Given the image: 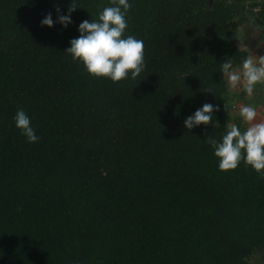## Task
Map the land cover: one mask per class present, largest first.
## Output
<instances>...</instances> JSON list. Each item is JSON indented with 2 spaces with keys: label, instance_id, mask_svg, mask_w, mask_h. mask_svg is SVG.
I'll return each mask as SVG.
<instances>
[{
  "label": "trees",
  "instance_id": "trees-1",
  "mask_svg": "<svg viewBox=\"0 0 264 264\" xmlns=\"http://www.w3.org/2000/svg\"><path fill=\"white\" fill-rule=\"evenodd\" d=\"M73 2L64 27L72 0H0V264H248L264 248V179L243 161L221 172L204 141L245 130L221 64L241 67L234 39L248 21L264 29V0H129L146 68L120 83L64 53L112 6ZM205 103L212 126L187 131Z\"/></svg>",
  "mask_w": 264,
  "mask_h": 264
},
{
  "label": "clouds",
  "instance_id": "clouds-1",
  "mask_svg": "<svg viewBox=\"0 0 264 264\" xmlns=\"http://www.w3.org/2000/svg\"><path fill=\"white\" fill-rule=\"evenodd\" d=\"M110 2L112 6L104 7L98 20H84L80 23L79 36L70 40V47L64 53L69 54L73 62L82 64L93 78H106L113 83L136 80L144 72L146 64L144 42L133 35H125L128 27L126 14L132 5L129 0ZM76 9L72 0L67 9L68 14L58 15L57 22L67 27L72 23L71 13ZM56 12H60L58 7ZM53 24L51 13L41 21V26L48 28L53 27ZM255 27L258 31L264 30ZM221 71L229 88L235 89L242 85L244 92L251 97L256 85L264 83V56L249 54L240 69H235L232 60L228 59L221 64ZM219 110L205 103L185 119L183 126L189 132L200 125L212 126L213 113ZM239 114L247 125L244 131L232 123L227 126L221 141L211 135L204 142L213 148L221 172H231L243 161L259 178L264 179V120L257 121L258 113L252 106H242ZM14 120L16 128L28 143L39 141L40 137L31 127L30 118L23 109L17 111Z\"/></svg>",
  "mask_w": 264,
  "mask_h": 264
},
{
  "label": "crops",
  "instance_id": "crops-1",
  "mask_svg": "<svg viewBox=\"0 0 264 264\" xmlns=\"http://www.w3.org/2000/svg\"><path fill=\"white\" fill-rule=\"evenodd\" d=\"M253 28H247V26L243 25L240 28V33H238L239 35L237 34V39L239 38V40L235 44L236 46L240 45L241 47H237L246 51L247 55L252 54L257 57L264 56V41L259 39L260 30L258 31L256 27ZM240 34L242 35L240 36ZM236 69H240V67ZM228 89L229 97L225 107L230 118L234 119L235 121L240 120L244 126V129H246L247 125L239 114L240 108L242 106H252L258 113L257 121L264 120V83L256 85L254 93L251 97L247 96L242 85L235 89H231L229 87Z\"/></svg>",
  "mask_w": 264,
  "mask_h": 264
},
{
  "label": "rangeland",
  "instance_id": "rangeland-1",
  "mask_svg": "<svg viewBox=\"0 0 264 264\" xmlns=\"http://www.w3.org/2000/svg\"><path fill=\"white\" fill-rule=\"evenodd\" d=\"M259 23V22H257ZM245 26H247V28H253V26H251V23L248 21L247 24H245ZM254 29V28H253ZM239 35V34H238ZM238 35H236L234 41L235 43L239 40V38L237 39ZM242 34H240L241 36ZM233 41V42H234ZM238 47H241L240 45H237ZM248 264H264V248L258 250L257 252H255L249 259H248Z\"/></svg>",
  "mask_w": 264,
  "mask_h": 264
}]
</instances>
